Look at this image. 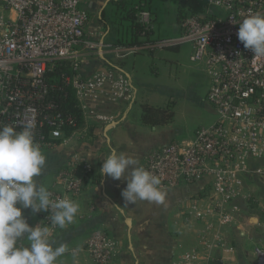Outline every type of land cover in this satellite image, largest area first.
Returning <instances> with one entry per match:
<instances>
[{"label":"built area","instance_id":"built-area-1","mask_svg":"<svg viewBox=\"0 0 264 264\" xmlns=\"http://www.w3.org/2000/svg\"><path fill=\"white\" fill-rule=\"evenodd\" d=\"M84 1L0 0L4 9L15 12L14 18L0 13V125L20 131L34 123L35 141L49 147L52 131L63 132L76 124L57 99L64 102L71 92L80 110L81 99L96 97L106 87L112 98L126 90L123 79L109 71L79 74L82 48H103L122 58L142 49L190 42V60L203 62L210 78L206 100L215 120L197 128L188 143L171 141L152 149L140 166L160 178L159 187L205 181L208 189L195 196L188 218L216 231L211 238L201 236L198 245L174 264H216L210 251L223 243L221 229L233 223L235 199L249 196L243 191L245 180L264 179V58L245 49L237 35L240 20L264 12V0H207V6L222 14H186L177 23V37L151 42L142 32L145 41L132 45L87 40ZM140 15L148 28V14ZM91 174L88 162L73 157L58 174L63 191L49 190L52 199L79 195ZM50 215L51 210L43 212L52 230ZM118 249V241L105 230H94L86 241L95 264H111ZM255 251L258 264H264V249Z\"/></svg>","mask_w":264,"mask_h":264},{"label":"crops","instance_id":"crops-1","mask_svg":"<svg viewBox=\"0 0 264 264\" xmlns=\"http://www.w3.org/2000/svg\"><path fill=\"white\" fill-rule=\"evenodd\" d=\"M150 2L85 0L82 5L88 13L86 39L98 44L127 45V38L132 34L130 21L125 16L129 10L135 11L138 21L141 12L148 14L149 40L177 37L179 0H176L172 26L163 31L160 27L161 15L156 9L149 8ZM2 12L10 18L15 17L13 10L4 9L0 5ZM197 13L222 14L219 8L207 5ZM125 34L126 41H122L123 37L120 40V36L125 37ZM181 46H187L189 55L193 53V45L184 42L138 50L132 53L129 62V55L127 58H119L103 48L81 49L77 57L79 74L88 76L97 71H109L114 78L123 79L126 90L120 97L112 98L106 87V91L96 97L81 99L84 106L80 109L82 124L67 134L64 131H52L50 147L42 150L45 152L46 164L42 175L35 179L48 190L63 191L58 174L73 157L84 159L92 166L86 187L79 195L69 197L79 205L73 222L66 224L63 229L58 226L50 229L57 244L65 243L68 249L57 258L56 264H74V261L75 264H95L86 250V241L98 229L105 230L118 241L119 249L111 264H174L183 253L198 245L201 236L211 238L216 231L213 226L207 229L206 222L188 218L195 196L208 189L205 181L174 188L160 187L165 193L161 203L137 200L134 204H127L121 195L126 187L123 177L113 180L100 172L104 158L112 148L137 158L140 166L152 149L171 141L188 143L192 139V133L199 124L194 125L189 132L178 125L175 110L177 102L157 81L161 78L159 70L166 59L163 48L179 49ZM193 90L188 102L200 106L203 119L200 125H210L215 120V111L203 100L202 95H195H205L206 91ZM142 103L171 107L174 111L173 120L160 125L144 124L141 121ZM243 191L249 196L235 199L233 223L221 229L223 243L215 245L210 251L216 264H250L251 256L258 247L249 249V244L254 241L255 245L264 247V179H246ZM22 212L30 226H48L44 222L43 212L35 215L31 214L30 209ZM248 236L253 241H249Z\"/></svg>","mask_w":264,"mask_h":264},{"label":"clouds","instance_id":"clouds-1","mask_svg":"<svg viewBox=\"0 0 264 264\" xmlns=\"http://www.w3.org/2000/svg\"><path fill=\"white\" fill-rule=\"evenodd\" d=\"M237 35L245 49L264 58V12L240 20ZM34 128V123H26L20 131L0 125V264H56L68 250L65 243L57 244L48 226H30L22 210L30 209L33 215L51 210L52 226L61 229L73 222L79 210L67 196L52 199V192L35 179L42 175L46 157L34 139ZM100 172L113 180L123 177L126 187L121 195L127 204L165 199L160 178L139 166L137 158L115 148L104 158Z\"/></svg>","mask_w":264,"mask_h":264},{"label":"rangeland","instance_id":"rangeland-1","mask_svg":"<svg viewBox=\"0 0 264 264\" xmlns=\"http://www.w3.org/2000/svg\"><path fill=\"white\" fill-rule=\"evenodd\" d=\"M151 1L152 2H150L149 8L156 9L157 13L161 15V30H168L170 26H172L173 21L175 20V9L177 5L176 0ZM140 16L142 20L143 16ZM147 17H145V19ZM121 37H123L122 41L124 39L126 41L127 34H125V37L123 35L120 36V40ZM137 37L138 39H141L140 35H138ZM163 50L166 51V59L162 64V68L159 70V76L161 78L157 79V81L165 87L166 92L169 93L168 95L172 94L173 98L175 99V102H177L175 110L177 113L176 118L178 125H180V127L186 132H189L192 127L197 124L199 125H197L194 131L199 127L207 126L200 125L199 123L203 120L200 106L198 104L194 105L188 102L190 95H193L192 93L194 91V88L196 92L204 91L205 89V95H203L202 93H196L195 95H202L203 100L207 101L206 93L210 85V78L208 73L206 72L204 64L202 62H194L190 60V55L187 46H181L179 49L169 47L163 48ZM131 56H133V54H129L128 58L126 57L128 59V62L131 60ZM109 57L114 59L112 55H109ZM49 147H41V150L48 149ZM248 240L253 241L249 236ZM255 247L264 249V247H261L259 244L255 245L254 241L249 244V249ZM253 255L251 256L250 264H258V254L256 253V251L253 252Z\"/></svg>","mask_w":264,"mask_h":264},{"label":"trees","instance_id":"trees-1","mask_svg":"<svg viewBox=\"0 0 264 264\" xmlns=\"http://www.w3.org/2000/svg\"><path fill=\"white\" fill-rule=\"evenodd\" d=\"M207 5V0H179L178 4V21L186 14L190 13H197L202 10ZM126 18L130 21V29H131V36L127 38V45L132 44H140L143 41L149 40V28H145V25L140 21L136 20L135 11L129 10L125 13ZM142 32L145 33V36L142 40L138 39V35L142 36ZM153 42V40H149ZM56 73L57 70H56ZM55 73V74H56ZM57 102L61 104V107L64 109L65 112L71 114L75 117L76 124L71 127H67L64 129V132L70 133L71 131L75 130L82 124V116L79 110V107L76 105L75 99L73 97V93L69 92L65 101H60L57 99ZM174 111L171 107L168 106H155L149 103H142L141 104V121L144 124L149 125H160L170 123L173 120Z\"/></svg>","mask_w":264,"mask_h":264}]
</instances>
